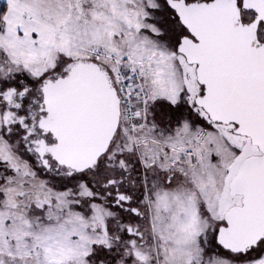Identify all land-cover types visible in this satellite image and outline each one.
<instances>
[{"label": "snow or ice", "instance_id": "1", "mask_svg": "<svg viewBox=\"0 0 264 264\" xmlns=\"http://www.w3.org/2000/svg\"><path fill=\"white\" fill-rule=\"evenodd\" d=\"M0 264H264V0H0Z\"/></svg>", "mask_w": 264, "mask_h": 264}]
</instances>
